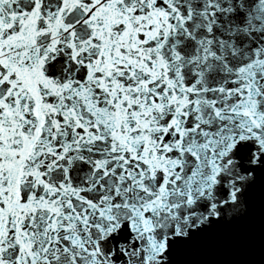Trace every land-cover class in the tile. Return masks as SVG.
<instances>
[{
	"label": "snow or ice",
	"instance_id": "6c2138e0",
	"mask_svg": "<svg viewBox=\"0 0 264 264\" xmlns=\"http://www.w3.org/2000/svg\"><path fill=\"white\" fill-rule=\"evenodd\" d=\"M0 264H264V0H0Z\"/></svg>",
	"mask_w": 264,
	"mask_h": 264
},
{
	"label": "water",
	"instance_id": "95a60500",
	"mask_svg": "<svg viewBox=\"0 0 264 264\" xmlns=\"http://www.w3.org/2000/svg\"><path fill=\"white\" fill-rule=\"evenodd\" d=\"M260 194H261V185L260 183H258L252 192V200L254 205L257 207V209L259 206ZM196 258H201V257H196ZM203 258L218 259L221 257H219L217 254H208L206 257Z\"/></svg>",
	"mask_w": 264,
	"mask_h": 264
}]
</instances>
